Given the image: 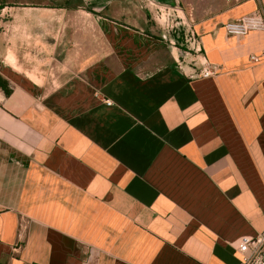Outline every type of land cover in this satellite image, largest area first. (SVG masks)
Listing matches in <instances>:
<instances>
[{"label":"crops","instance_id":"obj_1","mask_svg":"<svg viewBox=\"0 0 264 264\" xmlns=\"http://www.w3.org/2000/svg\"><path fill=\"white\" fill-rule=\"evenodd\" d=\"M17 6L2 12L61 21L66 49L34 83L4 45L43 43L45 21L0 23V264H237L264 230V63L248 61L264 33L223 25L264 0ZM157 10L191 16L199 52L184 30L170 46Z\"/></svg>","mask_w":264,"mask_h":264},{"label":"built area","instance_id":"obj_2","mask_svg":"<svg viewBox=\"0 0 264 264\" xmlns=\"http://www.w3.org/2000/svg\"><path fill=\"white\" fill-rule=\"evenodd\" d=\"M157 20L171 34L175 36L174 40L169 41V45L176 47L182 31L185 33V41L195 52H199L198 44L194 37L191 16L187 19L181 18L174 10H157ZM223 31L232 37H244L250 33H264V14L261 11H255L238 20L228 22L223 25ZM186 56L188 53H185ZM249 63L258 65L264 63V50L258 55H250ZM199 75L202 78H208L213 75V71L206 63L200 64ZM106 106H110L109 101L104 102ZM237 251L240 256L237 264H264V230L254 237H243L239 239Z\"/></svg>","mask_w":264,"mask_h":264},{"label":"rangeland","instance_id":"obj_3","mask_svg":"<svg viewBox=\"0 0 264 264\" xmlns=\"http://www.w3.org/2000/svg\"><path fill=\"white\" fill-rule=\"evenodd\" d=\"M24 1H32V0H6V4L8 5V7L13 6V5H15V7H18L17 4H21ZM17 11L18 10H15L14 12H11V11L9 12L7 10L3 12L1 11L0 12V23L1 21H3L4 23L3 25H7V24H10V22H12L11 24L16 26L18 23L17 21L19 20H22L24 18L26 19V21L27 19L34 20V18L37 17L40 20H44L45 22L43 23L46 24L47 26L48 22L52 21V18L49 16L43 17L41 15L19 14L17 13ZM21 22L19 24L20 26L22 25ZM26 25H28L27 22L24 24V26H25L26 31H28L26 28ZM63 25L64 24H62L61 21L58 22L56 26V30L53 31L52 27L51 28L49 26L42 27L38 24V26H36L33 32L35 34H40L41 36L44 37L43 43H39V44L12 43L10 45H4V48H7V46H9L8 49L10 51L8 52V56H9L8 59L2 60L3 65L12 67L16 71H19V69H17L16 59H15V57L18 55L19 56L18 62H20V64H24L26 68H29V69H25V71H29L30 73L37 74L36 75L37 77H34L33 75L29 74L28 78L30 79L33 78V80H35L34 83H41V81H43V83L49 82V80L54 78V76L52 77L50 75L52 73L54 74L55 67L64 66L63 57L65 54L66 45L60 42L62 41V36H64V33L61 30V26ZM4 30H5V27H4ZM4 30H3V27L0 25V33ZM13 35H15V33ZM55 36L59 38H57L56 40L58 43L55 45L56 51L54 52L53 50L54 44L50 42L54 41L52 37L55 38ZM20 39L21 38L19 37V40ZM27 53L28 55H26L25 58H23V56ZM0 55H2L1 52H0ZM49 58H56V61L49 59ZM59 62H62L60 63L61 65L57 64ZM36 79H39V80H36Z\"/></svg>","mask_w":264,"mask_h":264},{"label":"trees","instance_id":"obj_4","mask_svg":"<svg viewBox=\"0 0 264 264\" xmlns=\"http://www.w3.org/2000/svg\"><path fill=\"white\" fill-rule=\"evenodd\" d=\"M7 6L6 0H0V11H2ZM7 87V82L0 77V90L3 91L6 96L9 95Z\"/></svg>","mask_w":264,"mask_h":264}]
</instances>
